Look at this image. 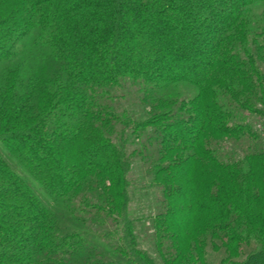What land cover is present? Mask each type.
<instances>
[{
	"label": "trees",
	"instance_id": "obj_1",
	"mask_svg": "<svg viewBox=\"0 0 264 264\" xmlns=\"http://www.w3.org/2000/svg\"><path fill=\"white\" fill-rule=\"evenodd\" d=\"M178 84L196 93L161 95ZM134 94L124 120L115 104ZM253 118L264 126V0H0V264H157L127 211L131 157L161 191L139 218L166 264H264ZM224 136L247 150L221 156ZM191 229L205 233L173 260Z\"/></svg>",
	"mask_w": 264,
	"mask_h": 264
},
{
	"label": "rangeland",
	"instance_id": "obj_2",
	"mask_svg": "<svg viewBox=\"0 0 264 264\" xmlns=\"http://www.w3.org/2000/svg\"><path fill=\"white\" fill-rule=\"evenodd\" d=\"M261 6H252L248 10V17H250L252 20L256 19L261 11ZM245 40L239 41V45L241 46ZM246 43V42H245ZM34 62V59H32V63ZM36 62H39L37 60ZM199 63V62H198ZM36 65V63H34ZM196 93V89H194V86H187L183 84H178L176 86H172L170 90H165L161 95L166 97V99H182L184 97H189L193 96ZM138 95H133L130 97H127L126 99L118 102L115 104V112L118 115H121V118L125 120L126 117L129 116L127 112H132V107H134V103L138 102ZM254 122V123H252ZM250 121L251 124H254L257 128L261 129L264 132V126L262 125V121L260 122H255L254 118ZM124 126L122 124H118L115 128H113L110 132L111 139H113L116 143L119 145H122V141L124 139L123 136V130ZM122 134V137H121ZM221 139H216L213 142L214 145L216 146V142H221L222 140H229L230 143L232 144L233 150L228 151L227 147L224 146L223 141L221 145L222 149L219 147V154L221 156H227L226 158L230 157H235L238 158V156H241L246 150V146L248 145L247 142L239 141V140H234L230 139L231 137H220ZM125 140V139H124ZM224 146V147H223ZM126 149H131L132 147L130 144H127L125 146ZM127 153H130L129 150H127ZM229 155H228V154ZM131 159L134 161V165L132 169L129 171V197H130V202L128 204L127 211L132 219L135 220V223L138 225V228L141 231V235L139 238V243L138 246L142 249L147 250L148 255L152 256L156 259L157 264H166V256L164 254V251L161 250H156L155 249V238H153L152 233L149 229L146 227H143V222L141 223V219L139 218L140 216H148L150 212H153L156 208V204L158 203V200L161 198V191L158 188L156 184L153 183V175H151L152 172L147 170V166L144 165V162L142 163L141 160H139L136 157H131ZM213 164L209 163L208 168H213ZM82 201V195H78L73 199V204H79ZM58 207L60 211H63V215L65 217V207L58 204ZM56 208V207H54ZM143 218V217H142ZM146 220V217L143 218ZM71 223H76V222H71ZM79 224V223H76ZM202 231V230H201ZM200 231L197 229H191L188 230L186 233H184L179 240V242L174 245L173 247H170V250H172L171 256L172 259H176L177 255L181 256V259L184 258L186 261L188 260L190 256V252L192 251V246L194 243H196L198 240H200V237L204 235V232L199 233ZM203 233V234H202ZM206 250L208 251L205 254L204 262L205 263H213L215 260H217V254L212 250V247L210 244H207ZM188 257V258H187ZM220 257V255H219ZM173 262V261H171Z\"/></svg>",
	"mask_w": 264,
	"mask_h": 264
}]
</instances>
